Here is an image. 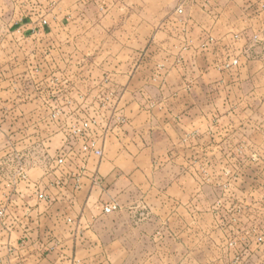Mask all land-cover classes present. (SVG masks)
<instances>
[{
  "label": "crops",
  "instance_id": "crops-1",
  "mask_svg": "<svg viewBox=\"0 0 264 264\" xmlns=\"http://www.w3.org/2000/svg\"><path fill=\"white\" fill-rule=\"evenodd\" d=\"M79 1L85 7L80 16L86 19L89 11L105 8L104 0ZM109 1L105 11L119 10L120 20L127 21L117 30L108 29L109 41H83L86 46H79L78 57L63 58L62 85L66 97L85 96L87 104L108 115L112 110L93 98L101 91L119 97L116 107L123 121L114 120L104 141L97 144L103 148L102 157L94 151L84 155L79 143L56 168L53 161L67 142L66 133L58 128L62 144L53 149L49 164L32 167L30 180L12 188L6 186V156L0 154V264H156L155 259L183 256L181 251H151L145 243L161 241L167 220L156 211L166 206L173 189L182 192L180 179L194 175L193 164L203 160L193 151L199 144L194 116L200 87L209 89L210 79L221 74L214 66L225 52L221 48L225 35L238 30L245 0L189 2L182 13L177 11L180 0ZM61 13L64 18L68 10ZM49 16L42 29L65 33V26ZM136 16L142 18L139 25H129V18ZM98 29L80 26V37ZM116 35L119 41L114 40ZM210 35L221 39V46L209 43ZM152 50L163 56L156 58ZM55 62L54 69H60ZM160 65L164 69L158 71ZM149 89L158 91L156 106L144 99ZM28 105L37 112V106ZM172 166L176 177L170 174L166 185L160 184L163 178L155 183L158 177L169 176L166 171ZM155 193L164 205L152 203ZM108 205L116 208L105 212Z\"/></svg>",
  "mask_w": 264,
  "mask_h": 264
},
{
  "label": "rangeland",
  "instance_id": "rangeland-1",
  "mask_svg": "<svg viewBox=\"0 0 264 264\" xmlns=\"http://www.w3.org/2000/svg\"><path fill=\"white\" fill-rule=\"evenodd\" d=\"M198 1L180 0L177 11ZM109 4L104 0L103 7L107 9ZM244 5L245 14L235 17L240 21L238 30L225 35L223 59L214 66L221 74L210 79L209 89L200 87L194 116L199 129L194 138H199V144L193 151L203 160L193 164L194 175L177 181L182 192L173 189L166 206L156 211L161 220H167L161 241L145 243L151 251H181L183 256L155 259L156 264H264V0H245ZM84 8L79 0H0V154L6 156L7 188L30 180L32 167L49 164L53 149L62 144L58 128L66 133L67 142L53 161L56 168L79 143L78 150L84 155L96 148L103 152L97 144L104 141L114 120L123 121L124 115L116 107L119 97L101 91L100 97L93 98L99 106L112 110L108 115L91 102L87 104L85 96L81 100L65 96L62 59L78 57L79 46H86L83 41H109L108 29L117 30L127 21L120 20L119 10L111 14L105 8L89 11L86 19L79 13H85ZM50 14L54 23L68 28L65 33L42 29ZM141 19L129 18V25H139ZM85 25L98 26V32L84 33L81 38L79 27ZM117 36L115 41H119ZM219 42L221 39L210 35L209 43L217 48ZM152 54L163 56L159 50ZM52 60H58L60 69H54ZM163 69L158 67V71ZM157 95L156 89H149L144 99L156 106ZM27 103L37 106V112ZM20 105L25 107L17 108ZM9 126L16 129L1 130ZM174 168L167 169L169 176L158 177L155 183L163 178L160 184H169ZM150 200L164 205L156 193Z\"/></svg>",
  "mask_w": 264,
  "mask_h": 264
},
{
  "label": "built area",
  "instance_id": "built-area-1",
  "mask_svg": "<svg viewBox=\"0 0 264 264\" xmlns=\"http://www.w3.org/2000/svg\"><path fill=\"white\" fill-rule=\"evenodd\" d=\"M178 11L180 12V13H182L183 12V9L182 8H179L178 9ZM85 147V149H87V147L86 146H84ZM94 151H95V153L98 155V156H102V154H103V152L100 150V149H94ZM116 208V206H112V205H108V206H106L105 208H104V210H105V212H111L112 210H114Z\"/></svg>",
  "mask_w": 264,
  "mask_h": 264
}]
</instances>
